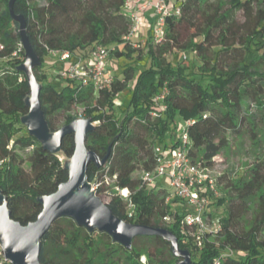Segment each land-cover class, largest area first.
<instances>
[{
	"label": "trees",
	"instance_id": "obj_1",
	"mask_svg": "<svg viewBox=\"0 0 264 264\" xmlns=\"http://www.w3.org/2000/svg\"><path fill=\"white\" fill-rule=\"evenodd\" d=\"M8 1L0 0V58L9 64L0 71V188L11 218L26 225L42 208L38 197L53 193L67 180L68 171L59 154L70 158L74 138L72 133L64 135L61 151L52 153L21 121L28 112L25 100L30 92L25 74L17 69L24 50ZM229 1V10L216 8L205 13L207 0H174L172 5L180 12L166 16L165 34L159 42L150 35L147 66L139 64L143 51L123 39L130 26L125 0L13 2L14 13L25 19L28 40L40 61L33 73L41 86L39 100L49 130L54 132L61 127L59 122L64 125L76 119L70 110L76 103L84 104L82 117L94 125L86 134L85 146L105 157L99 166L88 164L87 180H100L105 172L115 177L114 184L130 191L132 207L128 209L126 202L110 191L105 203L112 212L129 223L167 228L176 236L179 248L189 251L190 264H264V155L248 177L242 174L228 179L223 186L226 193L211 197L210 208L228 203L225 215L217 220L222 226L220 233L201 246L181 223L185 210L180 200L175 197L166 202L169 192L164 186L147 187L133 177L138 167H153L156 140L164 138L177 115L184 121L193 120L184 126L189 136L188 153L206 164L226 147L228 135H237L243 127L254 141L264 142V131L259 133L260 125L264 126V0ZM235 8L245 16V35L239 44L231 14ZM186 26L193 32L182 41ZM121 44L123 48H119ZM96 45L109 48L111 63L123 56L132 59L134 54L137 62L119 65V72L111 74L109 88L96 93L90 86L61 79L59 69L56 78L62 80L60 86L48 80V49L85 54ZM213 46L218 47L211 49ZM175 48L195 51L198 63L189 70L174 64L165 54ZM125 88L130 96L119 117L114 99ZM156 96H162L164 109L159 111ZM176 144L177 136H171L169 147ZM26 149L28 154L23 157L20 152ZM224 177L218 175L217 184ZM107 190L104 184L94 189L99 197ZM251 209L253 218L245 223L243 217ZM208 214L213 218L211 211ZM166 215L170 221L163 220ZM40 243L42 264H176L181 260L173 254L170 242L159 235H137L131 248H126L105 232L88 231L68 217L55 219ZM0 264H11L1 252Z\"/></svg>",
	"mask_w": 264,
	"mask_h": 264
},
{
	"label": "water",
	"instance_id": "obj_2",
	"mask_svg": "<svg viewBox=\"0 0 264 264\" xmlns=\"http://www.w3.org/2000/svg\"><path fill=\"white\" fill-rule=\"evenodd\" d=\"M13 2L14 0L8 1V10L10 16L18 23V33L24 50V60L17 69L25 74L30 92L25 100L28 112L22 116L21 121L28 133L52 153L60 152L62 137L72 133L74 150L63 164L68 171L67 180L60 183L53 193L38 197L42 208L34 221L22 225L12 219L6 205V197L0 188V250L4 259L11 264H42V235L55 219L68 217L88 231L105 232L126 248H131L132 239L137 235H159L170 242L173 254L181 257L176 264H190L189 251L179 248L177 238L170 230L124 221L91 189L86 176L88 164L93 162L99 166L105 157L100 158L85 146L86 134L94 127L89 118H76L54 132L49 130L39 100L41 86L33 73V67L40 61L28 40L25 19L22 15L14 13Z\"/></svg>",
	"mask_w": 264,
	"mask_h": 264
},
{
	"label": "built area",
	"instance_id": "obj_3",
	"mask_svg": "<svg viewBox=\"0 0 264 264\" xmlns=\"http://www.w3.org/2000/svg\"><path fill=\"white\" fill-rule=\"evenodd\" d=\"M150 6L153 8L152 34L156 42L165 34L166 16L171 12H180L178 7H173L166 0H125L124 7L129 9L130 19L128 32L123 36L125 41H130L136 34L142 24L141 15ZM48 54L62 62L58 71L61 79L74 81L83 87L90 86L94 93L109 88L112 72L108 69L109 48L106 46L96 45L85 54L65 49H48ZM161 97H155L158 111L164 109L160 103ZM189 122L193 120L185 121L176 146L169 147V152L154 145V165L151 169H142L139 179L147 187L155 185L156 179L161 176L169 180L172 190L165 197V201L169 202L175 197L180 200V205L185 210L181 223L188 227L189 235L201 246L205 240L218 236L222 229L221 223L208 214L211 197H218L219 193L216 189L217 176L213 175V170L209 167L211 164L198 158L193 159L188 153L189 136L184 126ZM89 183L93 189L98 185H106L109 192L114 191L126 202L128 209L132 207L130 191L114 184L115 177H110L105 172L100 180ZM170 219V215L163 217L164 221Z\"/></svg>",
	"mask_w": 264,
	"mask_h": 264
},
{
	"label": "rangeland",
	"instance_id": "obj_4",
	"mask_svg": "<svg viewBox=\"0 0 264 264\" xmlns=\"http://www.w3.org/2000/svg\"><path fill=\"white\" fill-rule=\"evenodd\" d=\"M155 0H153L154 2ZM169 4H172L174 0H166ZM229 0H207L206 4L203 6L205 13H212L216 8L225 12L230 8ZM125 11L128 13L129 9L125 8ZM142 14V13H141ZM233 15V27L235 37L238 39L237 44L240 43L241 38L245 35V16L243 10L235 8L231 11ZM142 24L138 28L136 34L132 37L131 43L133 47H139L143 51V59H140L139 64L142 66H147L149 63V59L146 58V50L147 44L150 42V35L152 34V25L153 22H149L148 19H144L143 15H141ZM192 27L186 26L184 30L181 32V40L184 41L186 36L191 35ZM235 38V39H236ZM218 46H213L211 49H215ZM119 48H123V45H119ZM166 58L171 60L174 64L180 63L183 66H187V69H191L194 65L198 63L199 56L195 51L185 50L179 51L178 49H173L171 53L165 54ZM18 57V55L16 56ZM109 57H114V55L110 54ZM128 59L126 57H121L116 59V62L111 63L110 59H108V69L117 74L119 72L118 66L125 63L130 62L132 64L136 63L137 60L134 58ZM45 72L47 74L48 80L51 81L54 85L60 86L62 80L57 79V70L61 68L62 62L55 57L50 56L49 54L45 57ZM55 64V67L53 66ZM9 66L6 62V59L0 58V71ZM130 96V91L128 88L122 90L114 99L117 104V115L121 117L122 109L128 103ZM84 104L76 103L73 105L70 110V114L76 116L77 118H83V110ZM185 121L179 115L176 116L174 123L170 124L169 129L166 131V134L162 140L157 139L156 145L159 146L162 150L164 148V152H169V145L171 143V136H179L181 129L184 125ZM59 126H62V122H59ZM260 131H264V126L260 125ZM250 137L247 127H243L241 131L237 135H228V144L224 147L213 159L211 165L209 167L213 170V175L218 176L220 174H224L225 177L216 185V189L219 195H223L226 193V190L223 189V186L226 184L228 179H234L239 175L249 176L250 171H252V167L257 165V162L263 160L264 155V142L261 140H256ZM164 144L168 145L163 147ZM23 157H26L28 154V149L20 152ZM60 160L64 163L68 158L63 156L61 153L59 154ZM264 170V168H263ZM142 168L138 167L133 172V177L139 178L141 174ZM156 186H164L168 192L172 190L169 185V180L165 176L158 177L155 181ZM91 189L94 190L92 188ZM109 191L103 192L101 194V200L107 202L109 200ZM131 197V196H130ZM131 199V198H130ZM227 203L220 206H211L210 211L212 212L213 218L218 220L219 217L225 215ZM254 210H250L243 217V221L245 223H249L253 218ZM59 225L63 226L64 222L59 223ZM1 251V250H0Z\"/></svg>",
	"mask_w": 264,
	"mask_h": 264
},
{
	"label": "crops",
	"instance_id": "obj_5",
	"mask_svg": "<svg viewBox=\"0 0 264 264\" xmlns=\"http://www.w3.org/2000/svg\"><path fill=\"white\" fill-rule=\"evenodd\" d=\"M143 18L153 20V8L151 6L145 9V11L143 12Z\"/></svg>",
	"mask_w": 264,
	"mask_h": 264
}]
</instances>
